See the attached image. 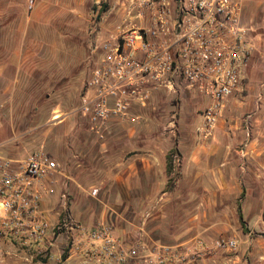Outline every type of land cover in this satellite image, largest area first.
Masks as SVG:
<instances>
[{
	"label": "rangeland",
	"instance_id": "obj_1",
	"mask_svg": "<svg viewBox=\"0 0 264 264\" xmlns=\"http://www.w3.org/2000/svg\"><path fill=\"white\" fill-rule=\"evenodd\" d=\"M257 1L255 0L254 3L255 9H258ZM241 2L243 4V0ZM4 3L8 7L2 20L0 19L1 154L25 156L43 147L60 160V152L67 147L66 139L68 137L70 140L71 136L73 142L78 144L88 142L87 140L90 139L91 152L103 141L112 145V137H116L117 134L124 136L121 142L125 144L128 140L127 134L133 131L136 135L150 132L156 137L167 136L168 147L174 144L175 138H178L182 146L186 148L190 147L193 135L206 136L203 132L202 113L207 99L203 94L188 88H180L171 93L157 91L146 106L134 109V112L139 115L137 121H118L112 125L107 123L99 133L91 130L89 123L78 111L84 86L102 52L96 47L112 37L118 25L126 26L131 19L141 22L140 18L135 17L137 10L132 9V0H5ZM104 5L106 10L100 13ZM24 13L28 14L29 19L26 18V22L24 19L22 26ZM251 13L252 10L249 9L248 16ZM248 22L245 21V24L251 29L255 23ZM245 91L244 88L242 93H237L230 98L235 105L232 111L229 110L233 114V117L231 115L229 117L233 119L227 118L224 121L227 114L224 109L212 132L220 121H224L225 128L231 125L234 130H243ZM71 118L76 120V124L73 133L69 134L68 121L65 122L64 119ZM242 148L243 146H235L232 150V160L234 163L236 161L234 166L238 165L239 168L238 175L242 174L240 169L243 165V154H240ZM98 156L100 155H95V157ZM76 159L83 160L79 152ZM176 165L175 175L178 179L174 190L177 181L181 178L179 189L184 190L182 185L187 182L183 179H191L193 172L190 170L188 174H184L182 164ZM106 168L109 170L108 174L99 172L94 177L82 176L83 173L78 175V171L74 178L69 177L71 176L69 174L63 176L60 183L73 184L74 192L70 196L65 186L63 185L64 189H62L59 182L52 186L44 197L46 216L54 220L56 209L63 212V215H67L68 212L72 215L73 210L85 213L89 211L91 215L96 216L92 224L99 221L111 223L128 244L146 243L153 246L154 244L148 242L145 231V228L148 231L151 226L150 218H147L149 213L143 212L142 205L136 206L131 201H115V190L118 189L115 186L116 180L111 178V165H107ZM97 181L106 185L103 189L106 194L103 190L92 194L89 193L90 190L87 192L83 189L86 183ZM167 182L161 193L167 191L171 194L174 191L167 190ZM128 195L126 192L124 199H127ZM74 197L78 200H72ZM163 201L164 209L172 208L173 202ZM236 205L238 206L239 202ZM101 210H106L107 213L104 220L97 218ZM181 213L183 216L186 212ZM181 220L180 217H168L165 221H169L172 225ZM220 220L223 221L222 225L217 227L218 230L212 238L207 239L201 233L196 235L194 240L200 238L211 243L219 238L237 239V247L212 249L203 258L229 260L238 254L240 231H245L238 212L236 216L226 212ZM214 221L215 219L209 216L200 217V226ZM151 223L154 224V221ZM246 225H248L247 222ZM119 226H130L132 231L122 233L118 231ZM67 238L68 232L61 228L54 239L59 247L64 248L63 260L72 252L70 247L66 246ZM72 254L74 256L65 262L53 261L47 257H34L32 261H26L28 255L11 243L0 244V264H90L81 255L73 252Z\"/></svg>",
	"mask_w": 264,
	"mask_h": 264
},
{
	"label": "built area",
	"instance_id": "obj_2",
	"mask_svg": "<svg viewBox=\"0 0 264 264\" xmlns=\"http://www.w3.org/2000/svg\"><path fill=\"white\" fill-rule=\"evenodd\" d=\"M136 18L96 47L100 59L86 82L78 107L91 130L111 120L135 122L137 107L157 91L193 89L207 99L203 132L216 127L227 101L245 88L244 74L256 45L243 22L241 0H132ZM61 164L45 148L24 157L0 153V244L27 256L62 261L55 237L68 232L70 251L90 264H189L212 249L237 247V239L192 244H128L106 221L84 224L65 215L47 219L44 197L58 182ZM55 247V248H54Z\"/></svg>",
	"mask_w": 264,
	"mask_h": 264
},
{
	"label": "crops",
	"instance_id": "obj_3",
	"mask_svg": "<svg viewBox=\"0 0 264 264\" xmlns=\"http://www.w3.org/2000/svg\"><path fill=\"white\" fill-rule=\"evenodd\" d=\"M4 2L5 0H0V19L8 7ZM254 3L255 0H243V22L255 23L251 24V33L256 45L244 74L246 94L243 98V130H234L231 125L225 128L224 121L233 117L229 110L232 111L235 106L234 101L229 99L224 107V111H227L225 119L220 121L213 132L206 136L193 135L190 147L185 148L179 142L181 154L176 159V164H182L184 174H188L190 170L193 172L191 179H183L187 182L182 185L184 190L179 189L181 178L177 181L174 192L161 193L167 182L166 155L173 146L168 147L167 136L156 137L150 132L136 135L133 131L127 134L128 140L124 144L121 142L124 136L117 134L116 137H112V145L103 141L92 152L89 148L90 139L87 140L88 142L78 144L73 142L71 136L70 140L68 137L66 139L67 147L60 152V160L59 157L56 158L61 164L63 173L59 175L58 182L62 185V189H64L63 185L65 186L70 196L75 187L66 182L60 183L63 176L69 174L71 175L69 177L74 178L76 171L79 172L78 175L83 173L82 176L87 177H94L99 172L108 174L109 170L106 166L111 165V178L116 180L114 182L118 188L115 190V201H131L136 206L142 205L143 212L149 213L147 218H150L151 226L148 231L145 228V231L146 238L151 244H192L194 237L201 233L207 239L212 238L218 230L217 227L222 225L223 221L220 217L226 212L236 216L238 212L236 203L239 202L244 218L248 220L246 221L248 231H240L238 254L229 260H221V258L210 260L208 257L193 260L189 264H264V0L256 2L258 9H255ZM249 9L252 10L250 16L247 14ZM26 18L28 14H22V26ZM64 120L68 121V132L72 134L76 120L73 118ZM116 122L118 123L111 120L108 124L112 125ZM235 146H243L240 150V154H243V165L240 168L242 174L239 175L238 165L234 166L236 161L234 163L232 160V150ZM78 152L83 160L77 161ZM95 155L100 156L95 157ZM104 186L106 185L97 181L86 183L83 189L96 194L102 191ZM105 192L103 190V193ZM126 192L129 197L124 199ZM72 200L78 199L74 197ZM163 200L166 203L173 202L172 208L164 209ZM154 204L156 206H153ZM180 204L181 207L178 206ZM43 206L46 216L45 202ZM152 206L153 210L150 209ZM181 212L186 213L181 216ZM72 213L71 215L68 212L67 215L86 224H92L96 218L89 211L85 213L73 210ZM63 216H65L63 212L56 209L54 220L46 217L49 221L58 223ZM106 216V210H101L97 218L104 220ZM205 216L212 217L215 221L200 226V217ZM168 217H180L182 220L171 225L169 221H165ZM157 219L159 221H156ZM152 221L154 224L151 223ZM118 231L126 233L132 229L130 226H119ZM73 256L71 252L63 262Z\"/></svg>",
	"mask_w": 264,
	"mask_h": 264
},
{
	"label": "trees",
	"instance_id": "obj_4",
	"mask_svg": "<svg viewBox=\"0 0 264 264\" xmlns=\"http://www.w3.org/2000/svg\"><path fill=\"white\" fill-rule=\"evenodd\" d=\"M105 7H103L100 11L104 12L106 9V5H104ZM180 149H179V140L178 138H175L174 140V144L172 146L171 149H169L167 155H166V164H165V174L166 177L168 178V182H167V190L168 191H172L175 188V182L178 179V176L175 175V170H176V159L178 158V156L180 155ZM238 214H239V219L241 222V225L243 227V229L245 231L248 230V227L246 225V221L244 219V215L243 212L241 211V207H240V203L238 205Z\"/></svg>",
	"mask_w": 264,
	"mask_h": 264
}]
</instances>
